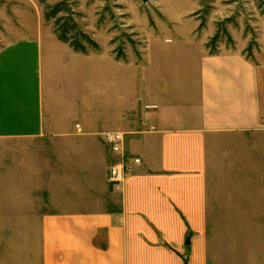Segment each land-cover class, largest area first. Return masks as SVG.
I'll return each mask as SVG.
<instances>
[{"label": "crops", "instance_id": "obj_1", "mask_svg": "<svg viewBox=\"0 0 264 264\" xmlns=\"http://www.w3.org/2000/svg\"><path fill=\"white\" fill-rule=\"evenodd\" d=\"M156 38L124 57L42 32L0 47V264H264V76ZM112 130L141 158L119 189Z\"/></svg>", "mask_w": 264, "mask_h": 264}, {"label": "rangeland", "instance_id": "obj_2", "mask_svg": "<svg viewBox=\"0 0 264 264\" xmlns=\"http://www.w3.org/2000/svg\"><path fill=\"white\" fill-rule=\"evenodd\" d=\"M74 1L80 28L100 50L139 56L161 36L171 39L176 52L206 47L216 53L239 52L264 76V0ZM44 8L40 0H0V47L26 33L56 39L54 21L45 20ZM261 81L264 104V77Z\"/></svg>", "mask_w": 264, "mask_h": 264}, {"label": "trees", "instance_id": "obj_3", "mask_svg": "<svg viewBox=\"0 0 264 264\" xmlns=\"http://www.w3.org/2000/svg\"><path fill=\"white\" fill-rule=\"evenodd\" d=\"M44 4V17L46 21H54V33L57 39L68 44L73 50L82 53L100 50L99 44L86 32H84L75 18L74 0H40ZM218 35L211 43L215 42ZM115 52H117L115 50ZM118 57H124L122 52Z\"/></svg>", "mask_w": 264, "mask_h": 264}, {"label": "built area", "instance_id": "obj_4", "mask_svg": "<svg viewBox=\"0 0 264 264\" xmlns=\"http://www.w3.org/2000/svg\"><path fill=\"white\" fill-rule=\"evenodd\" d=\"M156 107L155 105L146 106L147 109H156ZM145 125L146 131L157 130L151 120H148ZM76 127L79 131L81 130L79 124ZM128 134L119 130L105 131L101 134L110 156L109 180L117 189L122 187L128 174L133 171L134 165L141 163V158L131 156L127 150L126 136Z\"/></svg>", "mask_w": 264, "mask_h": 264}, {"label": "water", "instance_id": "obj_5", "mask_svg": "<svg viewBox=\"0 0 264 264\" xmlns=\"http://www.w3.org/2000/svg\"><path fill=\"white\" fill-rule=\"evenodd\" d=\"M189 242V241H188Z\"/></svg>", "mask_w": 264, "mask_h": 264}]
</instances>
